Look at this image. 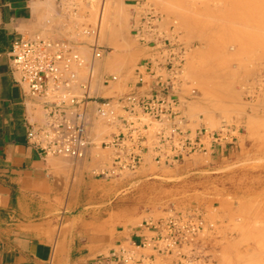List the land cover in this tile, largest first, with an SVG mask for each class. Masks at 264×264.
I'll use <instances>...</instances> for the list:
<instances>
[{"label":"rangeland","instance_id":"1","mask_svg":"<svg viewBox=\"0 0 264 264\" xmlns=\"http://www.w3.org/2000/svg\"><path fill=\"white\" fill-rule=\"evenodd\" d=\"M74 2L70 14L58 6V18L41 21L46 31L33 37L69 40L85 62L92 58V42L102 46L105 55L95 62L90 94L109 98L127 90L146 57L132 22L151 7L164 36L186 48L177 84L187 119L184 127L229 125L234 138L227 145L239 140L236 148L222 154L213 147L212 153L194 154L174 165L149 160L134 173L112 178L93 172L110 161L109 148L93 147L78 162L53 156L68 168L75 163V169L96 179L91 204L99 210L95 215L102 221L100 231L145 229V220L162 218L169 209L198 207L204 222L200 238L212 264H264V0ZM89 28L97 34H85ZM110 74L118 76L117 81L102 85L99 77ZM113 130L109 124L95 127L100 136ZM122 248L133 261L118 264H141L140 258L150 255L156 257L154 264L170 261L151 247L126 243Z\"/></svg>","mask_w":264,"mask_h":264},{"label":"built area","instance_id":"2","mask_svg":"<svg viewBox=\"0 0 264 264\" xmlns=\"http://www.w3.org/2000/svg\"><path fill=\"white\" fill-rule=\"evenodd\" d=\"M64 1L58 0V6L70 14L77 3ZM158 21L151 7L133 20L132 33L146 48V57L127 90L109 98L90 94L94 62L105 55V49L95 41L90 44L93 57L85 62L69 40H15L10 54L18 83L29 97L41 99L42 104L43 118L31 125L29 142L44 154L65 156L74 162L87 157L93 147L109 148L110 161L93 171L102 178L124 171L134 173L149 160L157 165H174L231 143L234 137L229 125L218 129L184 127L187 119L177 84L186 48L167 39ZM96 30L89 28L84 33L95 34ZM117 77L101 75L99 81L107 86ZM100 123L114 130L100 136L95 133ZM144 223L152 238L141 246L150 245L156 255L170 260L158 264H212L200 238L204 229L200 208L169 209L164 217ZM120 252L123 262L133 261V256H127L128 250L121 247ZM148 258V264H154L155 255Z\"/></svg>","mask_w":264,"mask_h":264},{"label":"crops","instance_id":"3","mask_svg":"<svg viewBox=\"0 0 264 264\" xmlns=\"http://www.w3.org/2000/svg\"><path fill=\"white\" fill-rule=\"evenodd\" d=\"M57 1L0 0V264H118L124 244L149 248L141 243L152 233L100 231L99 210L91 204L96 179L75 169L74 161L68 168L44 154L27 137L43 118L42 104L18 83L10 52L15 40L46 31L41 21L58 18Z\"/></svg>","mask_w":264,"mask_h":264},{"label":"bare ground","instance_id":"4","mask_svg":"<svg viewBox=\"0 0 264 264\" xmlns=\"http://www.w3.org/2000/svg\"><path fill=\"white\" fill-rule=\"evenodd\" d=\"M47 8V7H46ZM102 21H105V20H102ZM232 39V38H231ZM230 39V40H231ZM235 43H237V42H235ZM247 49V48H246ZM81 57V56H80ZM93 57V56H92ZM82 58V57H81ZM83 59V58H82ZM84 60V59H83ZM98 60H100V59H97V60H95V62L96 61H98ZM85 61V60H84ZM91 61V60H90ZM95 62H94V64H95ZM260 77V76H259ZM252 89V88H251ZM263 118H264V116H262ZM260 120V119H259ZM261 124V123H260ZM263 125V124H262ZM263 127V126H262ZM261 134H264V133H261ZM258 135V134H257ZM261 136V135H260ZM264 136L262 135L261 136V138H263ZM264 140V139H263ZM260 141V140H259ZM263 143V142H262ZM260 146H261V143H260ZM260 146H258V147H260ZM257 147V146H256ZM263 147V146H262ZM258 149V148H257ZM258 150H261L260 148L258 149ZM258 152V151H257ZM259 153H261V152H259ZM262 155V154H261ZM255 156H257V154L255 155ZM259 157V156H258ZM258 161V160H257ZM262 161V160H261ZM264 163V162H263ZM259 168H260V166H259Z\"/></svg>","mask_w":264,"mask_h":264}]
</instances>
